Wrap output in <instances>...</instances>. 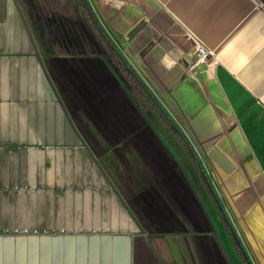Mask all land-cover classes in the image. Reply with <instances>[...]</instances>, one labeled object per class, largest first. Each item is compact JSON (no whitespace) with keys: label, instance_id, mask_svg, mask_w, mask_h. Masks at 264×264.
<instances>
[{"label":"crops","instance_id":"crops-1","mask_svg":"<svg viewBox=\"0 0 264 264\" xmlns=\"http://www.w3.org/2000/svg\"><path fill=\"white\" fill-rule=\"evenodd\" d=\"M247 263L264 264L255 1L0 0V264Z\"/></svg>","mask_w":264,"mask_h":264},{"label":"trees","instance_id":"trees-1","mask_svg":"<svg viewBox=\"0 0 264 264\" xmlns=\"http://www.w3.org/2000/svg\"><path fill=\"white\" fill-rule=\"evenodd\" d=\"M88 12V10H86ZM120 65L122 70L126 73L127 77L133 80L136 83V86L140 90V92L146 97L148 102L150 103V107L153 109V111L158 115V117L165 123V125L171 130L172 134L175 135L177 138H180V133L174 126V124L171 122V120L167 117V115L163 112V110L158 106L155 102L152 101L151 96L148 94V92L144 89V87L136 80L135 76L131 72V70L127 67V65L120 61ZM229 231L233 236V239L237 242L235 233L233 229L229 226ZM246 260V258H245ZM247 261V260H246ZM248 264V263H247Z\"/></svg>","mask_w":264,"mask_h":264},{"label":"rangeland","instance_id":"rangeland-1","mask_svg":"<svg viewBox=\"0 0 264 264\" xmlns=\"http://www.w3.org/2000/svg\"><path fill=\"white\" fill-rule=\"evenodd\" d=\"M82 1V0H81ZM75 7L77 8V9H79L80 7H81V3H77L76 5H75ZM71 9H73V8H71ZM28 10V8L26 7V11ZM73 18H74V22H76V10H74V11H72V15H71ZM146 111L148 112V114L149 115H151V111L149 112L148 111V109L146 108ZM89 129H90V132H91V127H89ZM106 158H104L103 160H104V162H103V164H104V166L106 165V167H108V168H110L109 170H110V172H111V174H112V177L114 178V179H116V181L118 182V183H121V186H120V188H122V192H123V194L124 195H126L127 197H129V195L131 194V193H129L128 191H126L124 188H125V186H124V175H120V173L122 172V170L123 169H121L122 168V165H120L119 163L120 162H118L117 160H113V159H109V160H105Z\"/></svg>","mask_w":264,"mask_h":264},{"label":"built area","instance_id":"built-area-1","mask_svg":"<svg viewBox=\"0 0 264 264\" xmlns=\"http://www.w3.org/2000/svg\"><path fill=\"white\" fill-rule=\"evenodd\" d=\"M256 6L264 12V3L261 0H254ZM198 57L201 59H210L211 63L216 64L217 58L215 57L214 53L210 50H207L203 47H198L197 49Z\"/></svg>","mask_w":264,"mask_h":264},{"label":"water","instance_id":"water-1","mask_svg":"<svg viewBox=\"0 0 264 264\" xmlns=\"http://www.w3.org/2000/svg\"><path fill=\"white\" fill-rule=\"evenodd\" d=\"M264 3V0H261Z\"/></svg>","mask_w":264,"mask_h":264}]
</instances>
